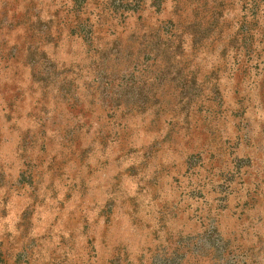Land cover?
Segmentation results:
<instances>
[{"label": "rangeland", "instance_id": "obj_1", "mask_svg": "<svg viewBox=\"0 0 264 264\" xmlns=\"http://www.w3.org/2000/svg\"><path fill=\"white\" fill-rule=\"evenodd\" d=\"M0 264H264V0H0Z\"/></svg>", "mask_w": 264, "mask_h": 264}]
</instances>
